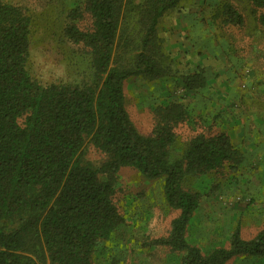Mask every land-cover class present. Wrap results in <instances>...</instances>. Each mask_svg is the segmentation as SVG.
Listing matches in <instances>:
<instances>
[{
	"label": "trees",
	"instance_id": "1",
	"mask_svg": "<svg viewBox=\"0 0 264 264\" xmlns=\"http://www.w3.org/2000/svg\"><path fill=\"white\" fill-rule=\"evenodd\" d=\"M53 1L0 0V264H93L97 247L124 224L116 204L123 168L161 181L165 206L176 215L151 244L179 255V264L264 256V229L244 240L236 228L228 248L207 254L187 239L201 194L185 183L238 167L242 156L229 136L194 124L182 155L172 158L186 109L159 106L145 136L125 107L127 80L171 72L157 29L181 0H84L69 8L61 34L77 47L70 53L82 78L43 85L28 71L31 34L38 8ZM244 4V27L247 15L264 27V0ZM221 13L242 25L231 4ZM205 80L194 73L182 85L196 90Z\"/></svg>",
	"mask_w": 264,
	"mask_h": 264
},
{
	"label": "rangeland",
	"instance_id": "2",
	"mask_svg": "<svg viewBox=\"0 0 264 264\" xmlns=\"http://www.w3.org/2000/svg\"><path fill=\"white\" fill-rule=\"evenodd\" d=\"M83 3L54 0L38 8L28 71L39 83L82 78L81 65L70 53L73 46L61 31L69 8ZM224 3L241 12L242 25L224 22ZM244 5V0H181L160 18L157 29L170 58L169 75L151 81L133 77L124 83L126 110L145 136L155 128L154 113L159 106L177 103L186 109L185 123L175 128L172 158L182 155L187 128L194 124L212 125L215 131L227 133V122L243 115L244 108L264 112V27H257L252 15L246 16L244 27ZM194 73L204 75L205 85L196 90L183 88V78ZM237 149L242 160L234 171L225 166L211 176L185 183L201 194L187 239L203 254L228 248L236 228L244 240L264 229V150L261 147L262 156L255 159L243 148ZM118 175L116 204L124 224L97 247L93 264H179V255L151 244L176 215L165 206L161 181L146 180L130 168L121 169ZM225 264H264V256L239 255Z\"/></svg>",
	"mask_w": 264,
	"mask_h": 264
},
{
	"label": "crops",
	"instance_id": "3",
	"mask_svg": "<svg viewBox=\"0 0 264 264\" xmlns=\"http://www.w3.org/2000/svg\"><path fill=\"white\" fill-rule=\"evenodd\" d=\"M260 118L262 121H258ZM227 123L230 128L226 134L236 148H243L244 152L248 151L250 157L255 159L262 156L260 150L261 147V152L264 150V145L259 144L264 142V112L262 110L250 109L248 111L244 108L243 115L230 119Z\"/></svg>",
	"mask_w": 264,
	"mask_h": 264
}]
</instances>
